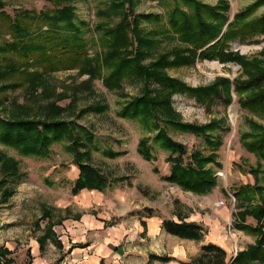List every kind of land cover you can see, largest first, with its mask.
Returning a JSON list of instances; mask_svg holds the SVG:
<instances>
[{
    "label": "rangeland",
    "instance_id": "rangeland-1",
    "mask_svg": "<svg viewBox=\"0 0 264 264\" xmlns=\"http://www.w3.org/2000/svg\"><path fill=\"white\" fill-rule=\"evenodd\" d=\"M1 1L4 8L0 11L11 18L23 10L38 13L52 9L51 4L43 0ZM108 1L73 0L70 3L74 7L76 20L86 23L82 32L89 53L97 49L93 46L97 36L93 29L102 21L94 13ZM197 1L214 7L220 0ZM224 1L228 5L229 22L234 14L259 0ZM134 2L136 14L159 17L158 23H140L143 31L157 32L153 57L146 58L144 65L155 60L159 54L175 48L189 49L174 37L161 33L166 28V12L172 6V1ZM263 12L264 3L256 7L249 19L257 18ZM7 38L5 35L3 39ZM253 40L246 44L230 43V51L237 52L246 61L258 60L264 67V54H260L264 49V36H256ZM183 54L187 55L185 52ZM165 74L185 87L196 89L215 85L219 92L201 104L185 94H172L169 97L168 107L173 112L171 121L201 127L204 136L180 131L169 122L160 124L169 139L186 149L184 160L190 153L202 158L214 156L213 162L204 168L214 171L217 185L203 196L183 191L162 179L169 172L166 161L168 153L158 148L152 140L157 130L147 132L135 120L118 116L125 105L142 95V82L124 80L119 89L106 90L100 80L87 83L85 75L75 70H65L44 75L32 89L28 83H24L13 91L0 94V100L4 99V111L1 110L0 116L9 115L12 111L27 118L43 119L45 107L54 104L61 110L56 120L74 123L71 139L54 142L44 157L21 156L0 145L1 153L17 161L21 177L12 187V196L0 205V248L11 250L13 264H31L28 245L32 240L43 237L46 230L51 235L45 241L42 264H61L62 251L54 243L63 240L58 239L62 234L57 226L64 220L77 219L80 214L91 222L102 223L107 235L110 232L114 234L112 237L116 242L109 246L114 257L100 264H180L198 256L199 247L207 243L223 249L227 261L253 242L252 237L231 227L232 214L236 210L230 191L250 180L248 168L257 166L260 171L259 162H262L261 168L264 169V157L253 155L242 147L241 137L246 135L244 141L248 143L264 131V112L244 110L237 104L238 96L233 93V85L235 81L246 79L241 66L235 62L219 63L195 58L189 65L166 69ZM221 79L229 81V104L225 103L222 94ZM260 91H264V83ZM245 94L242 96L245 97ZM14 104L19 107L16 108L18 110H12ZM83 132L91 138L92 144H87ZM143 139L151 148L152 160L146 161L136 152L138 141ZM213 143L218 145H210ZM106 151L120 155L110 158L105 155ZM77 160L88 161L106 178L108 185L102 193L82 190L76 195L70 194L72 183L78 175ZM255 182L258 186H264V179L257 181L256 176ZM163 220L198 224L203 230L202 238L194 242L167 235L160 229ZM246 223L254 225L249 218ZM91 234L92 231L85 234L86 241L95 240V234ZM149 255L172 260L148 262Z\"/></svg>",
    "mask_w": 264,
    "mask_h": 264
},
{
    "label": "trees",
    "instance_id": "trees-1",
    "mask_svg": "<svg viewBox=\"0 0 264 264\" xmlns=\"http://www.w3.org/2000/svg\"><path fill=\"white\" fill-rule=\"evenodd\" d=\"M43 1L50 3L52 9L38 13L23 10L12 18L0 11V94L13 91L24 83H28L32 89L44 75L65 70H75L85 75L87 83L100 80L106 90L119 89L124 80L142 82V95L125 105L118 116L135 120L147 132L157 130L152 140L158 148L168 153L166 161L169 172L162 178L164 181L194 195L210 193L216 187L217 179L214 171L204 166L212 163L214 156L202 158L190 153L184 160L186 149L169 139L160 124L169 122L180 131L204 136L201 127L171 121L173 112L168 107L169 97L172 94H185L201 104L219 92L215 85L196 89L185 87L168 77L165 70L189 65L195 58L219 63L235 62L241 66L246 77L233 85L238 106L252 112H264V91H260L264 83L262 63L258 60L246 61L245 57L230 51V43L246 44L253 42L256 36H264V12L257 18L249 19L264 0L256 1L234 14L229 22L228 5L224 0L214 7L197 0H170L172 6L166 12V28L161 33L174 37L189 49L175 48L161 53L147 65L143 61L153 57L157 32L143 31L140 23H158L159 17L136 14L134 0H109L103 8L95 11L96 18L102 21L93 29L97 34L93 46L97 49L91 53L83 38L82 29H85L86 23L76 20L74 7L70 4L73 0ZM150 1L164 3L168 0ZM3 8L4 3L0 0V10ZM5 35L8 36L7 40L3 39ZM260 54H264V49ZM29 69H33L32 72H28ZM219 84L223 86L225 103L229 104V81L221 79ZM152 85L155 87L151 88ZM246 91H249L247 96ZM3 104L4 99H1L0 112L4 111ZM16 108L19 107L14 104L12 110H18ZM45 110L43 119L27 118L12 111L9 115L0 116V145L21 156L44 157L54 142L70 140L74 123L56 120L61 110L54 104L47 105ZM84 135L87 144H92L91 138ZM241 138L244 150L264 157V131L248 143L244 141L246 135ZM210 145L215 147L218 143ZM136 152L146 161L153 158L146 139L138 141ZM105 155L113 158L120 153L106 151ZM75 165L78 175L70 188L71 195L82 190L102 193L107 188L106 178L88 161L77 160ZM259 172L257 166L249 169L253 185L241 184L230 191L236 210L232 214L231 227L252 237L253 242L227 261L223 249L207 243L199 247L198 256L180 264H264V186H258L255 182ZM20 179L17 161L0 152V205L12 196V187ZM145 211L150 212L148 209ZM247 218L252 219L254 225L247 224ZM160 229L180 240L194 242L200 241L203 235L201 226L182 221L163 220ZM50 235L46 230L43 237L37 239L40 251ZM8 254L6 248H0V264L10 263L5 259ZM152 260L168 262L172 259L149 255L148 262Z\"/></svg>",
    "mask_w": 264,
    "mask_h": 264
},
{
    "label": "crops",
    "instance_id": "crops-1",
    "mask_svg": "<svg viewBox=\"0 0 264 264\" xmlns=\"http://www.w3.org/2000/svg\"><path fill=\"white\" fill-rule=\"evenodd\" d=\"M261 165L262 162H259L260 172L257 175V181L264 179V169L261 168ZM249 169L251 168L247 169V175L249 176L250 180L246 183V185L253 184V178L248 173ZM251 221L253 220L251 219ZM102 226L103 224L99 223L98 221L91 222L84 216V214H80V216L75 220L67 219L62 221L61 224L57 226V228L60 229V233L62 234V236L58 237V239L61 240V238H63V240L58 243L59 245L57 247L59 251H62L63 255V260H60V263L100 264L101 261H104L111 256L114 257L109 250L110 244H115L113 242H116L115 238L112 237L114 234L113 232H110L109 235H107L108 233L103 231ZM88 231H92L91 235L95 234V240L86 241L85 234H87ZM74 243L76 245L72 246ZM28 248L30 251L29 256L31 257V264H42V262H44V260L41 258L43 250H39L37 240H32L28 245ZM7 250L9 251V254L5 256V259L10 261L9 264H13L14 259L12 257L11 250ZM114 264L118 263L115 262Z\"/></svg>",
    "mask_w": 264,
    "mask_h": 264
}]
</instances>
